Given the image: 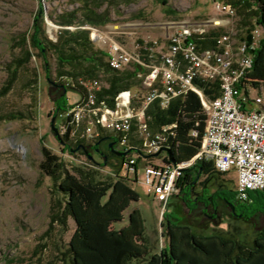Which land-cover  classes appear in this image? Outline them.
Segmentation results:
<instances>
[{
  "label": "rangeland",
  "instance_id": "obj_1",
  "mask_svg": "<svg viewBox=\"0 0 264 264\" xmlns=\"http://www.w3.org/2000/svg\"><path fill=\"white\" fill-rule=\"evenodd\" d=\"M165 1L166 5L162 0H0V264L70 263L67 245L75 223L59 200L58 181L48 177L41 168L45 148L59 157L69 172H90L95 182L127 180L141 199L132 204L124 221L114 227L117 230L125 227L128 214L138 209L151 241L160 239V250L165 246L160 224L166 216L181 219L199 235L231 232L248 243L256 232L264 229V195L253 193L252 199L242 204L236 195L231 203L219 197L223 191L236 190V175L232 172L211 178L197 176L193 187L187 189L181 199L174 197L171 204L164 206L143 185L145 157L136 163L137 174L133 177L125 173L124 163L120 165L118 160L110 158L106 164V155L102 151L110 155L107 148L112 152H126L127 155L122 156L128 158L135 156L134 150L121 146L116 134L110 130L101 131L97 125L92 128L97 137L93 142L83 138L94 115L83 114L79 125L69 123L68 110L83 99L73 85H77V81L67 75L59 76L54 50L42 52L33 41L34 38L44 42L47 39L56 44L66 30L73 38L83 33L88 48L106 52L108 44L92 42V38L97 30H109L111 35L100 34L109 39L110 44L114 41L126 43L127 51L138 53L144 50L140 44L168 41L174 32L187 25L220 21V25H207L203 32H192L198 36L201 49L210 48L202 44L213 30L225 31L224 35H230L234 42L240 40L238 51L244 52L250 47L251 40L242 41L249 33L238 24L237 7L228 1L218 0L234 7L235 14L220 12L212 0ZM90 12L109 15V22L102 25L87 23L86 16ZM71 14L75 16L74 23L64 26L63 21L70 19ZM243 52L241 55L233 53L234 59H241ZM122 72L110 69V74L101 71L98 77L81 76L80 80L104 81L100 92L103 93L111 88L107 76H124ZM64 96L67 108L58 111V102ZM67 130H72L71 134ZM67 134L68 141L74 145L72 151L65 141ZM86 134L87 138H93ZM99 138L97 147L103 145L96 152L92 148ZM153 161L158 162L155 158ZM194 161H198V156Z\"/></svg>",
  "mask_w": 264,
  "mask_h": 264
},
{
  "label": "built area",
  "instance_id": "obj_2",
  "mask_svg": "<svg viewBox=\"0 0 264 264\" xmlns=\"http://www.w3.org/2000/svg\"><path fill=\"white\" fill-rule=\"evenodd\" d=\"M212 1L220 12L236 13L231 5ZM213 23L220 25V21L187 25L174 32L168 41L140 44L144 50L138 53L127 51L126 43L110 44L100 33L110 34L111 31L96 29L92 42L108 44L105 54L109 68L123 71L126 76L134 74L130 78L136 85L106 97L100 96L104 81L84 82L79 78L77 85L73 84L83 99L68 110L69 123L79 125L83 114L94 115L83 138L93 142L97 137L92 128L97 125L101 131L116 134L121 146L134 150L135 156L124 162L127 175L137 174V160L145 157L143 185L164 206L178 197L184 173L200 161L213 163L219 173L236 175V199L240 203L248 201L252 192H264V93L247 83L254 64L252 51L264 39V31L255 27L250 32V49L242 56V64L232 66L233 53H238L241 47L240 40L234 42L230 35H222L217 37L213 47L201 49L198 36L192 33L203 32ZM208 82L220 84L218 97L211 98L200 86ZM246 89L249 97L245 96ZM188 92H194L201 99L207 117L205 133L197 153L198 161L174 164L165 148H170V132L175 125H162L153 131L148 110L154 103L166 109L173 100ZM154 158L158 162H154Z\"/></svg>",
  "mask_w": 264,
  "mask_h": 264
},
{
  "label": "trees",
  "instance_id": "obj_3",
  "mask_svg": "<svg viewBox=\"0 0 264 264\" xmlns=\"http://www.w3.org/2000/svg\"><path fill=\"white\" fill-rule=\"evenodd\" d=\"M226 1L237 7L238 24L246 29L245 33H249V36H245L246 39L242 41L251 40L250 32L255 27H260L264 31V0ZM162 3L166 5L165 0H162ZM74 19L75 16L71 14L70 19L63 21V25H72ZM85 21L102 25L109 22V15L90 12ZM62 34L64 35L56 44L50 43L47 39L45 42L36 38L33 40L35 46L42 52L54 50L59 76L67 75L66 77L73 81H78L81 76L98 77L101 71L110 74L105 52L88 48L83 33L75 38L68 35L66 30ZM224 34L225 31L221 30L211 31L208 40L203 42L202 46L213 47L217 37ZM238 52L241 54L243 50L240 49ZM242 55L246 56V51ZM252 55L254 64L247 76V83L254 90L264 93V39L258 48L252 51ZM237 60L238 66L242 64V57ZM133 75L107 76L111 88L100 93V96L107 97V93L114 96L119 90L133 87L136 85V81L130 78ZM200 86L211 98L220 95L218 82L200 83ZM244 93L249 97V90L246 89ZM57 106L58 111L67 108L66 96ZM148 115L151 116L150 128L153 131L162 125H175L170 132L169 141L170 152L176 164L197 159L207 118L197 94L188 92L183 97L173 100L166 109H161L158 103H154L150 106ZM68 134L65 141L68 142V149L71 150L74 145L68 141ZM100 140L101 138L95 142V146L89 144L96 152L100 151L97 147ZM107 151L110 155L105 156L106 164H109L111 158L118 160L121 165L128 158L114 155L110 148H107ZM43 154L41 168L48 177L58 181L56 190L60 196L59 200L75 223L74 233L67 245L69 264H264V229L256 232L251 243H248L231 232L199 235L181 219L166 216L160 224L163 228L161 239L165 245L160 250V239L151 241L152 238L150 239L146 232L140 211L133 209L127 216L128 224L117 230L114 225L124 221L132 204L140 202L141 197L137 190L122 178L108 183L95 182L90 172H69L64 169L61 159L48 149L45 148ZM168 158L170 160L169 153ZM142 160L139 157L138 164ZM117 166L120 168L119 165ZM202 175L208 178L215 175L225 176L216 171L213 163L197 162L186 170L180 180L181 191L178 198L181 199L185 191L193 187L196 177ZM253 193L264 195V192H252L246 202L252 199ZM219 195L220 198L231 203L230 196L235 198L236 190L223 191Z\"/></svg>",
  "mask_w": 264,
  "mask_h": 264
},
{
  "label": "water",
  "instance_id": "obj_4",
  "mask_svg": "<svg viewBox=\"0 0 264 264\" xmlns=\"http://www.w3.org/2000/svg\"><path fill=\"white\" fill-rule=\"evenodd\" d=\"M52 127H53V130H54L55 134L58 136V138H60V136H59V134H58V131H57L56 127H55L54 125H53ZM112 146H113V143L110 144V147H112ZM113 152H115V153H116L117 155H119V156L127 155L126 152H125V153H119V152H116L115 150H113ZM168 152H169V156H170V161H171L172 163L176 164L175 159H174V157H173V154H172L170 151H168Z\"/></svg>",
  "mask_w": 264,
  "mask_h": 264
},
{
  "label": "bare ground",
  "instance_id": "obj_5",
  "mask_svg": "<svg viewBox=\"0 0 264 264\" xmlns=\"http://www.w3.org/2000/svg\"><path fill=\"white\" fill-rule=\"evenodd\" d=\"M241 55V54H240ZM238 60L234 59V57H232V66H238Z\"/></svg>",
  "mask_w": 264,
  "mask_h": 264
},
{
  "label": "flooded vegetation",
  "instance_id": "obj_6",
  "mask_svg": "<svg viewBox=\"0 0 264 264\" xmlns=\"http://www.w3.org/2000/svg\"><path fill=\"white\" fill-rule=\"evenodd\" d=\"M102 145H103V144L101 143V144H100V146H101L100 149L102 148ZM102 153L105 154V155H107V154H106L107 152H105V151H102ZM230 199H231V200H235V198H234L233 196H230Z\"/></svg>",
  "mask_w": 264,
  "mask_h": 264
},
{
  "label": "crops",
  "instance_id": "obj_7",
  "mask_svg": "<svg viewBox=\"0 0 264 264\" xmlns=\"http://www.w3.org/2000/svg\"><path fill=\"white\" fill-rule=\"evenodd\" d=\"M171 203V202H170Z\"/></svg>",
  "mask_w": 264,
  "mask_h": 264
}]
</instances>
